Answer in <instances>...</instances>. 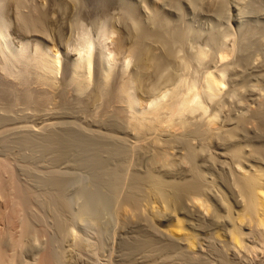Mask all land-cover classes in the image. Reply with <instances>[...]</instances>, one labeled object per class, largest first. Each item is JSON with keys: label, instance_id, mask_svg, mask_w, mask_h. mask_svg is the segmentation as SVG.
Wrapping results in <instances>:
<instances>
[{"label": "bare ground", "instance_id": "bare-ground-1", "mask_svg": "<svg viewBox=\"0 0 264 264\" xmlns=\"http://www.w3.org/2000/svg\"><path fill=\"white\" fill-rule=\"evenodd\" d=\"M93 1L0 0V264H69L72 252L79 253L89 244L73 228L66 214L67 209L71 208H68L67 198L71 177L61 176L57 166L54 168L60 157L67 159L76 151H93V160L88 159L89 164L101 168L114 196L118 194L120 182L125 178L124 175L121 179V170L126 169L124 165L129 160L126 163L125 159L132 155L131 151L138 150L143 159L140 167L134 165L140 170L134 169L130 178V192L121 201L122 216L131 219L139 215L141 219L143 215L147 217L143 218L144 223L146 220L152 222L149 218L162 217L163 207L160 205L164 203L166 207L165 204L181 199V208L183 205V208L192 209L194 204L203 208L206 215L199 213L198 224L192 219L189 221L194 229L200 231L212 226V223H205L203 216L210 217L215 224L213 228L219 226L222 217L208 200V193L214 190L210 183L211 177H206L204 170L198 169L199 165L193 162V152L198 151L196 148L202 150L213 141L223 143L219 140L220 136H226L227 131L237 128L236 132L241 135L237 140L247 145V141L251 142V149L247 148L246 151L253 152L255 161H262L264 47L258 44L261 49L256 58L252 57V60L255 58L254 62L249 61L248 51L240 52L241 57L238 58L241 62L245 61L246 65L251 63H248L250 71L247 70L246 74L245 70L238 68L239 65L236 66L233 79H229L233 81L229 89L225 88L228 67H224L226 63L221 68L217 64L219 59L223 61L242 44L252 43V36L264 34V24L248 25L239 40L233 38L230 41L232 43L223 41V45L217 46L219 37L228 33L220 35L223 31L218 30V23L208 31L192 26L190 21L184 19L183 3L179 0H109L106 7L112 15H109L111 23H104L97 35L83 32L76 43H72L75 26L80 24L81 17L90 16ZM186 1L188 5L191 3V0ZM218 1L221 6L227 4V0ZM255 39L254 43L260 41ZM71 45L73 50L70 54L67 48ZM217 49L219 54L216 55ZM116 64L119 65L118 69ZM61 67H65L67 73L64 72L66 76L62 75L60 79L57 75ZM241 72L245 75H241ZM91 85V91L85 98L89 102L85 99L84 102L88 105L91 102L101 108V111L96 110L101 112V115L98 114L100 117L93 115L98 119H95L96 124L105 130H98L99 134L94 133L97 135L77 130L66 132L67 129L63 130L65 132L60 130L63 133L55 132L58 130L54 131V126L51 127L55 123L52 120L56 114L54 112L63 111L64 115H72L71 109L77 104L72 103L71 92L73 89L88 91ZM224 89L227 91L226 98L230 102L234 100L240 109L239 112L235 110L238 113L230 119L223 114L232 107H227L222 98ZM244 90H248L247 95L243 94ZM86 103H83L84 106ZM82 105L77 108L81 109ZM111 109L116 112L113 117H109L112 115ZM73 111L76 113L81 110ZM221 145L214 152L224 157L220 160L221 167L231 172V183L237 190L243 209L241 212L235 211L233 218L229 216L232 227L222 233L218 229L213 231V241L223 250L232 248L233 255L238 256L242 251L247 250L249 253L250 250H256L257 245L248 244L247 240L264 246V169L255 168L252 171V167L246 168L243 157L247 154L239 150L235 153L237 156L230 157L231 150ZM237 147L242 149L243 143L237 142ZM250 152L248 154L251 156ZM213 154L206 155L207 159L210 156L212 158ZM225 158H231L232 162ZM217 190L216 193L219 192ZM222 195L220 198L224 197ZM144 211L148 216L146 212L142 213ZM181 219H178L176 227L161 229V234L176 235V239L169 243L163 240L166 243L161 244L156 236L153 238L152 234L140 231L139 238L125 243L130 258L136 255L135 258L140 260L141 256L143 264H155L157 260L154 262L151 259L154 252L156 256L158 251L160 256L168 251L167 256L170 258L171 254L181 249L182 254L178 256L183 259L182 262L190 260L197 250L203 249L206 242L203 238H197L199 234L196 236L195 232L185 229ZM159 232L156 231L157 234ZM68 239L73 242L67 243V247L64 242H68ZM206 241L211 245V240ZM180 245H186L187 252ZM212 247H215L216 254V250L221 249L216 248V245ZM224 253L227 255V251ZM224 255L221 254L220 264L232 263V259L228 261ZM195 257L188 263L204 264L205 261Z\"/></svg>", "mask_w": 264, "mask_h": 264}, {"label": "rangeland", "instance_id": "rangeland-1", "mask_svg": "<svg viewBox=\"0 0 264 264\" xmlns=\"http://www.w3.org/2000/svg\"><path fill=\"white\" fill-rule=\"evenodd\" d=\"M94 1H96V2H94ZM93 1V3H94V7H91V11H90V16H88L87 17V15L84 17V19L81 17V19H80V21L78 22V23H80V24H78V23H76V24H78V25H76L75 26V29H74V33H73V35H72V37H73V39L71 40L72 41V43L73 42H75L76 40H77V38H78V36L80 35V34H82L83 32H85V31H89L91 34L93 33L94 35L96 34H98V32L100 31L99 29H101V27L103 26V24L104 23H111V21H112V19H110V16H112L111 15V13H110V11L107 9L108 7H106V6H108L109 5V0H94ZM181 1V4L183 3V8H184V10H183V12H185V14H184V16H185V18L184 19H186V21L188 22V21H190L191 22V24H192V26H194V27H197V28H204V30L206 31H208V30H211L212 28H213V26H214V28H215V26H217V25H214L215 23L217 24L218 23V30L219 31H223L222 33H220V35L221 34H226V33H228V35L226 36V35H223L222 37H219V39H218V44H217V46H219V45H223V41L225 42V41H227V43L229 42V43H232V42H230L231 40H233V38H235L234 40H239V38L241 37L240 35H242V33L245 31V29H246V27L248 26V25H251V26H255V25H257V23L258 24H264V0H227L226 1V3L227 4H225L224 6L222 5L221 6V3H219V1L218 0H191V3L188 5V3H187V1L186 0H179V2ZM189 1V0H188ZM229 1V2H228ZM253 1V2H252ZM259 1V2H258ZM98 2V3H97ZM190 2V1H189ZM107 4V5H106ZM188 5V6H185V5ZM260 4V5H259ZM105 6V7H104ZM192 6V7H191ZM253 7V8H252ZM97 8V9H96ZM186 8V9H185ZM251 8V9H250ZM107 10V11H106ZM194 10V11H193ZM109 11V12H108ZM186 12H187V14H186ZM109 13V14H108ZM190 13V14H189ZM89 14V13H88ZM92 15V16H91ZM95 15V16H94ZM110 15V16H109ZM188 15V16H187ZM84 16V15H83ZM109 21H108V20ZM189 19V20H188ZM195 19V20H194ZM204 19V20H203ZM81 21H82V23H81ZM218 21V22H217ZM189 22V23H190ZM199 23V24H198ZM213 23V24H212ZM222 23V25H221V27H222V29H221V27H220V24ZM253 24V25H252ZM79 26V27H78ZM210 26V27H209ZM227 26V27H226ZM212 27V28H211ZM196 28V29H197ZM86 29V30H85ZM227 30V31H226ZM98 31V32H97ZM226 32V33H225ZM233 35H232V34ZM229 34H231L232 36H231V38H230V35ZM219 35V36H220ZM263 35V36H262ZM262 35H259V36H256V37H254V36H252L251 37V39L250 40H252V43H249L248 45H246V44H242L241 45V47H237L236 48V51H235V49H234V51H232L231 52V54H229V57L227 56V58L226 59H224L223 61H221L220 59H219V65L217 64V66L219 67V68H221V66L223 65L224 66V64L226 63V64H228V65H226L225 64V68H226V66L228 67V68H226L227 69V71L228 72H226V74H227V76L225 77V80L227 81V85L225 86V88L226 89H229L230 87H231V85L233 84V81L232 80H230V81H232L231 83H230V81H229V79H233V71L236 69V66H238V68H241L242 70H245V72H246V74L248 73L247 72V70L248 71H250V68H249V65L251 64L250 62H248V63H250V64H248L247 63V65L245 64L246 62L245 61H242L241 62V59L240 58H238V57H241V54H240V52H242V53H247V51H248V54H250V56H249V61H251V62H254L255 61V58H256V55L258 56V54H259V52L258 51H260V49H261V45H262V47H264V34H262ZM225 36L227 37L226 39H225ZM80 37V36H79ZM115 37H116V35H115ZM224 37V38H223ZM238 37V38H237ZM254 37V38H253ZM253 38V39H252ZM255 38H257V41H258V39L260 40V41H255V42H257V43H254L253 41H254V39ZM256 40V39H255ZM222 43H221V42ZM262 41V42H261ZM76 43V42H75ZM114 43V42H113ZM226 44V43H225ZM258 44L260 45V46H258ZM248 46V47H247ZM255 46V47H254ZM71 47H72V49H71ZM221 47V46H220ZM247 47V48H246ZM260 47V48H259ZM218 48V47H217ZM252 50H251V49ZM67 49H69L68 51L70 52V51H72L73 50V46L71 45V46H69V48H67ZM67 49H66V54H67ZM239 49H240V51H239ZM242 49V50H241ZM244 51V52H243ZM64 52V51H63ZM69 52H68V54H69ZM74 53V52H73ZM219 54V51H218V49L216 50V52H215V54ZM256 53V54H255ZM70 54H71V52H70ZM216 54V55H217ZM254 54V55H253ZM215 55V57H217V58H219L218 56H216ZM237 55H240V56H237ZM255 57L253 60H252V57ZM262 56V55H261ZM262 59H263V57H262ZM234 60V61H233ZM119 63H120V61H118ZM245 62V63H244ZM118 63V64H119ZM62 64H63V62H62ZM62 64H61V66H62ZM118 64H116V65H118ZM232 64V65H231ZM233 64H235V65H233ZM231 66V67H230ZM63 67V66H62ZM62 67H61V69H60V73L58 72V78H63L64 76H66V74L65 75H63L64 74V72H66L67 73V71H65L64 69H65V67L62 69ZM218 67H216V69H219ZM116 68V67H115ZM119 68V65L117 66V69ZM223 68V67H222ZM232 69V70H231ZM230 70V71H229ZM62 72V73H61ZM245 75V73L244 72H241V75H243V74ZM62 75H63V77H62ZM228 76H230V77H228ZM232 77V78H231ZM60 78V79H61ZM231 84V85H230ZM228 86V87H227ZM230 86V87H229ZM91 88H92V85L90 86V87H88V91H87V89L86 90H83V92H80V91H78V90H74L73 89V91H77V92H71V101H72V103L73 104H77V105H74L75 107L73 108V109H71V114H72V112H73V114L72 115H69V114H67V113H65V115H64V113L62 114V112L63 111H55L54 113H56V114H54V116H56V117H54L53 116V123L54 124H56V125H54L53 123V125H51V127H53L52 129H54V131L55 130H58V131H55V132H61V131H63V130H65L66 131V129H67V131L66 132H68V131H70L71 130V132H75L76 130V132H78V131H80V133H84V134H91L92 135V133L94 134V133H98L97 131L98 130H100V131H104L98 124H96L97 122V118H95V116H96V114L98 115V114H100V113H98L99 111H101V108H97L98 107V105H96V104H92L91 102H90V104L92 105H88L87 103L89 102L88 100H86L87 98V94L91 91ZM245 89H248V88H245ZM90 90V91H89ZM84 91H86V92H84ZM225 89H224V91H223V99L225 100V102L228 104H226V106L227 107H231V108H227V110H225L224 112H223V114H225V117L226 118H232V116L233 117H235L234 115H235V110H240L239 109V106L234 102V100L232 101V102H230V100H228L227 98H226V94H225ZM263 91V90H262ZM227 92V91H226ZM264 92V91H263ZM80 95H79V94ZM82 93H84V94H82ZM246 93H248V90H244V92H243V94H246ZM225 94V95H224ZM76 95V96H75ZM247 95V94H246ZM81 96V97H80ZM263 96H264V94H263ZM86 98V99H85ZM86 100V102H84L85 100ZM80 100H82V102L83 103H86L85 104V106H84V104L83 103H81V101ZM77 103H76V102ZM75 102V103H74ZM80 102V103H79ZM83 104V105H82ZM81 105H82V108L81 109H79V108H77V106H80L81 107ZM84 106V107H83ZM87 106V107H86ZM89 106V107H88ZM95 106H97V107H95ZM87 109H86V108ZM94 107V108H93ZM236 107L238 108V109H236ZM77 108V109H76ZM84 108V109H83ZM81 110V111H77L76 113H75V111H73V110ZM82 110H84L85 112H82ZM91 110V111H90ZM96 110H99V111H96ZM111 111H113V113H111ZM95 112V113H94ZM97 112V113H96ZM114 112H115V110L114 109H111L110 110V115L111 116H109V117H113V114H114ZM239 112V111H238ZM237 112V113H238ZM80 113V114H79ZM116 113V112H115ZM236 113V114H237ZM95 116H94V115ZM222 114V116H224ZM58 115H60V116H58ZM101 115V114H100ZM109 115V114H108ZM66 116V117H65ZM94 116V117H93ZM99 116V115H98ZM97 116V117H98ZM229 116V117H228ZM100 117V116H99ZM59 120H58V119ZM92 118V119H91ZM115 118H116V116H115ZM57 119V120H56ZM95 119H97V120H95ZM111 119V118H110ZM92 120H94V121H92ZM62 121V122H61ZM57 122V123H56ZM59 126V127H58ZM98 126L100 127V128H98ZM95 127V128H94ZM97 127V128H96ZM63 128V129H62ZM89 129V130H88ZM61 130V131H60ZM73 130V131H72ZM96 130V131H95ZM65 131H63V132H65ZM99 131V132H100ZM237 131V128L236 129H232L231 131H227L226 132V136H225V134L223 135V136H220V138L222 139H219L221 142H223V143H220V144H222L221 146H227L226 148L228 149V151H229V149L231 150V151H229L231 154H230V157H232L231 155H235V153L237 154L238 152H239V150H240V152H242L244 155H248V156H245V157H243V159H244V161H245V164H244V166L246 167V168H250V167H252L251 168V170L252 171H254V169L255 168H262V169H264V155H263V158L261 159L262 161L260 162H258V161H255V159H253L252 157H254L253 155H252V151L250 152V151H246L247 150V148L248 149H251V145H250V143H249V141H247V143H248V145L246 144V142H243V141H238L237 140V137L239 138V136H241V135H239V133L238 132H236ZM63 132H61V133H63ZM232 134H231V133ZM101 133V132H100ZM228 133V134H227ZM230 133V134H229ZM237 133H238V135H237ZM249 133V132H248ZM99 134V133H98ZM94 135H97V134H94ZM235 136H236V138H235ZM228 137V138H227ZM231 139H233V140H231ZM243 138V137H242ZM240 139H241V137H240ZM239 139V140H240ZM218 140V139H217ZM237 141V142H241V144L243 143V148H245V152L241 149V148H238L237 147V142H235V141ZM243 140V139H242ZM226 141V142H225ZM232 141V142H231ZM230 142V143H229ZM233 142H235L234 143V145L232 144ZM215 141H213V142H211V144H206V148H202V150H200L201 148H196V149H198V151H194L193 152V154H194V157H193V162L196 164V166L197 165H199V166H197L198 167V169H200V168H202L203 170H204V173H206V174H204L205 176L207 175V176H209V177H211L210 179H211V185H213L212 187H214V190H215V192H214V190H213V188H212V190L213 191H210L209 193H208V200H209V203H211V205L213 206V208H215L219 213H220V215H221V217H222V222L219 224V226L217 227V228H213V226L215 225L213 222H212V220L210 219V217H208L207 216V218H206V216H203L204 217V221H205V223H208V224H211L212 223V226H208V227H206L205 229H204V231L203 230H198V229H194L191 225H190V223H189V221H190V219H192V221H194V223H196V224H198L197 222H198V218H200L199 217V213H200V215H201V213H203L204 214V210H203V208H201L199 205H195L194 204V206L192 207V209L194 208L195 210H196V213L194 212L193 213V211H195L194 209L192 210V209H189V208H183V205H182V208H181V199H178V200H175L174 201V203H170L169 205L171 206H169L168 204H165L166 205V207H164V203L162 204V205H160L161 206V211H162V213H161V215H162V217H158V219L157 218H155V219H151V218H149L150 220H152V222L151 221H149V220H146L147 222H145L146 223V225H145V223H144V219H146V218H144L145 216H143L142 214H140V215H142L141 216V219L139 218V215H138V217L136 216L135 218H132L131 217V219L130 218H128V219H125L123 216H122V214H121V201L124 199V196H125V198H126V196H128V193L130 192V187H129V185L131 184V177L133 176L132 174H134V169L136 170L137 168L136 167H140V163H141V161H142V159H141V155L139 154V153H141V152H139L138 153V150H136L137 151V153H136V151H134V152H130V153H132V155L130 154V156L129 157H127L126 159H125V162L127 163V159H129L128 160V163H127V165H124V167L126 166V169L124 168L123 170H125V171H123V170H121V172H123L122 174V178L121 179H123L124 178V175H125V178L123 179V180H121V182H120V185L121 186H119L121 189L119 190V192H118V194L117 195H114L113 196V191H112V189L109 187V184L107 183V181L105 182V180H106V177H104L105 175H103L104 174V172L103 171H100V167L98 168V167H96V166H93L92 164H89L90 163V161H92L93 159V157L92 156H94V153L92 154V152L93 151H91V152H89L88 150V152L86 151V152H83V150H81V151H78V153H77V151L76 152H74V153H72L71 154V156H69L67 159H65V158H63V157H60V160H58V162L56 163V165H55V167L54 168H56V166H57V171L59 170L60 172H59V174H61V176H63V175H65V177H71V183L69 184V186H68V194L69 195H67L68 197V208H69V206L71 207V208H69L70 209V212H69V209H67L68 211H66L67 213L66 214H68L67 216L70 218V222H72L71 224L74 226H72L74 229H76V231H77V233L78 234H80V236H82L83 237V239L85 240V239H87V240H85V243L86 244H88L87 246H84V248L85 249H82L81 251H79V253H78V251L76 252H72V256L70 255V263L71 264H133V263H135V264H140V263H142L141 261V256H140V254L138 255V256H140V260H137V259H139L138 257H137V259L135 258L136 257V255L134 256V258L133 257H131L130 258V256H129V254L130 253H127V249H126V244L127 243H131V242H134L137 238H139V236L141 235V232H142V230H143V232H147L148 234L150 233V234H152V237L154 236H156L155 238H157L158 239V241L162 244V243H169L170 241L172 242L174 239H176V235L174 236V234H173V236L172 235H167V233H166V235L164 234V233H162L161 234V229H165V228H167V227H171V228H174V227H176L175 225L176 224H178L179 223V221H178V219L179 218H182L181 220H182V226L185 228V229H187L188 231L190 230V231H192V232H195L194 234H196V236H197V234H199L198 236H197V238H203L202 240H204L206 243L204 244L205 246L203 247V249H201V250H197L196 252L197 253H195V255L193 256V257H195L196 255V257H199V259L198 260H201L202 262L203 261H205L206 262V260H207V262H206V264L210 261V259H212L208 264H210V263H212V264H217V263H221V258H222V256L224 255V257H226V259L228 260V261H230L231 259V261L230 262H232V263H230V264H256L255 262H258V264H263L264 263V246H261V245H259L257 242L256 243H250V241H248L247 240V242H248V244H251V245H253V244H256L257 245V248H256V250L254 251V250H252L253 252H251V250L249 251V253H247L248 251L246 250V251H242L240 254H238V256H234L233 254V252H234V250L231 248V250L228 248L227 250L226 249H224L223 250V248H221V246H219L218 247V244L217 243H214V235H213V231L215 230V229H218V230H220L221 231V233L222 232H224L227 228H229L230 226L232 227V222L231 221H229L228 219H229V216H231V218H233L234 216H235V213L237 212V210L239 211L240 210V212H241V209H243V206L242 205H240L241 204V202L239 201V199H238V196H237V190L236 189H234V187H233V181H232V175H231V172H229V171H227L228 169H224V168H222L221 167V161L220 160H222V159H224V157L222 158L220 155H216L215 154V150L217 149V146L218 145H220L219 143H216V145H215ZM226 143V144H225ZM218 144V145H217ZM229 144H231V145H229ZM252 144V143H251ZM210 145V146H209ZM208 146V147H207ZM235 146V147H234ZM230 147V148H229ZM250 147V148H249ZM207 149V150H206ZM82 152V153H81ZM208 152V153H207ZM212 152V154H213V152H214V154H213V156H212V158H211V156L210 157H208V159H207V156L206 155H208L209 153H211ZM251 153V156H250V154H248V153ZM75 153H77L76 155H73V154H75ZM87 153V154H86ZM135 153V154H134ZM82 154V155H81ZM90 154V155H89ZM81 155V156H80ZM86 157H85V156ZM102 155V157L104 156V153H102L101 154ZM139 155V156H138ZM201 155V156H200ZM217 156V157H219V158H214V156ZM74 156L76 157V158H74ZM78 156H79V158H78ZM84 156V158H82ZM91 156V157H90ZM200 156V157H199ZM235 156H237V155H235ZM71 157V158H70ZM106 156H104L103 158H105ZM205 157V158H204ZM61 158H62V160H61ZM82 158V159H81ZM131 158V159H130ZM140 158V159H139ZM196 158V159H195ZM203 158H204V160H203ZM221 158V159H220ZM69 159H72V160H69ZM75 159H76V161H77V163H76V161H75ZM84 162V159H87L85 162H87L88 161V163H85L84 162V164H82L81 163V166H80V162H81V160ZM90 161H89V160ZM207 159V160H206ZM210 159V160H209ZM216 159V160H215ZM225 159H228V160H230L231 161V158H225ZM247 159V160H246ZM65 160H67V161H65ZM209 160V161H208ZM214 160V161H213ZM60 161V162H59ZM75 161V162H74ZM213 161V162H212ZM124 162V163H125ZM229 162V161H228ZM232 162V161H231ZM58 163H60L59 165H58ZM65 163V164H64ZM73 163V164H72ZM125 163V164H126ZM77 164H79V165H77ZM85 164H88V165H91V166H87V165H85ZM204 164V165H203ZM230 164V163H229ZM247 164V165H246ZM250 164V165H249ZM84 165V166H83ZM95 165V164H94ZM136 165H139V166H135ZM200 165H203V166H200ZM262 165V166H261ZM85 166H87V167H85ZM93 166V167H92ZM248 166V167H247ZM259 166V167H258ZM85 167V168H84ZM92 167V168H91ZM91 168V169H90ZM95 168V169H94ZM205 168V169H204ZM63 171H62V170ZM139 170H140V168H138ZM137 169V170H138ZM95 170V171H94ZM138 170V171H139ZM201 170V169H200ZM202 170V171H203ZM66 171H68V172H66ZM98 171V172H97ZM127 171V172H126ZM134 171V172H133ZM224 171V172H223ZM103 172V173H102ZM226 172V173H225ZM99 173V174H98ZM230 173V175H228ZM203 174V173H202ZM228 176H227V175ZM101 175H103V176H101ZM131 175V176H130ZM221 175V176H220ZM101 176V177H100ZM206 176V177H207ZM223 176V177H222ZM232 176V177H231ZM202 178H203V175H202ZM228 178H229V180H228ZM128 179V180H127ZM205 179V178H204ZM227 179V181L225 182L224 180H226ZM100 180H101V182H100ZM125 180V181H124ZM231 180V181H230ZM122 181H123V183H122ZM204 181V180H203ZM224 181V182H223ZM213 182V183H212ZM229 182V183H228ZM232 182V183H231ZM101 183V184H100ZM127 183V184H126ZM204 183H205V181H204ZM106 184V185H105ZM225 184V185H224ZM228 184H230L229 185V187H228ZM108 185V186H107ZM107 186V187H106ZM110 189H109V188ZM218 189V190H217ZM117 190V191H118ZM216 190L217 191H219V192H221V193H219V192H217L216 193ZM233 190V191H232ZM213 192V193H212ZM72 193V194H71ZM225 193V194H224ZM126 194V195H125ZM220 194H223L224 195V197H221L220 198ZM236 194V195H235ZM222 195V196H223ZM77 196V197H76ZM216 196V197H215ZM72 197V198H71ZM78 198V199H77ZM224 198H226L225 200H223ZM76 199V200H75ZM70 200V201H69ZM114 200V201H113ZM70 202V203H69ZM229 202V203H228ZM236 202H237V204H236ZM239 202V203H238ZM217 203V204H216ZM224 203V204H223ZM223 204V205H222ZM230 204V205H229ZM225 205V206H224ZM226 205L229 207V209H228V207H226ZM178 206V207H177ZM232 206V207H231ZM75 207V208H74ZM168 207V208H167ZM185 207V206H184ZM180 208V209H179ZM201 208V209H200ZM235 208V209H234ZM164 209V210H163ZM183 209V210H182ZM234 209V210H233ZM175 210V211H174ZM187 210V211H186ZM199 210H201V211H199ZM233 210V211H232ZM79 211V212H78ZM230 211V212H229ZM236 211V212H235ZM243 211V210H242ZM146 211H144V212H142V213H144V214H146L145 213ZM164 212V213H163ZM171 212V213H170ZM69 213H70V216H69ZM190 213H191V215H190ZM72 214V215H71ZM77 214V215H76ZM174 214V215H173ZM176 214V215H175ZM178 214V215H177ZM79 215V216H78ZM147 216H148V213L146 214ZM160 215V216H161ZM195 217H194V216ZM204 215H206V214H204ZM71 217H73V218H71ZM179 217V218H178ZM224 217V218H223ZM144 218V219H143ZM196 218V219H195ZM227 218V219H226ZM230 218V219H231ZM74 219V221H72V220ZM198 219V220H197ZM208 219H209V221H208ZM174 220V221H173ZM188 222H187V221ZM224 220V221H223ZM232 220V219H231ZM141 221H143L142 223H141ZM163 221V222H162ZM197 221V222H196ZM208 221V222H207ZM124 222V223H123ZM174 222V223H173ZM149 223V224H148ZM152 223V224H151ZM173 223V224H172ZM148 224V225H147ZM168 224V225H167ZM150 225V226H149ZM151 225H152V228H151ZM154 226V227H153ZM167 226V227H166ZM173 226V227H172ZM158 227V228H157ZM141 228V229H140ZM170 228V229H171ZM78 229V230H77ZM151 229H153L152 231L155 233H153L152 231H151ZM148 230H149V232H148ZM158 230V232H159V234H161V236L159 235V234H157L156 233V231ZM194 230V231H193ZM211 230V231H210ZM141 231V232H140ZM197 231V232H196ZM142 232V233H143ZM152 232V233H151ZM212 232V233H211ZM140 233V234H139ZM210 233V234H209ZM86 234V235H85ZM135 234V235H134ZM164 234V235H163ZM213 236H212V235ZM160 236V237H159ZM212 236V237H211ZM153 237V238H154ZM159 237V238H158ZM164 237V238H163ZM168 237V238H167ZM206 239H205V238ZM210 237V238H209ZM69 240V239H68ZM166 241V242H164V241ZM169 240V241H168ZM206 240H211V245L206 241ZM91 241V242H90ZM130 241V242H129ZM73 242V240L72 239H70L68 242L67 241H65L64 242V246H65V244H69V243H72ZM122 243V244H121ZM126 243V244H125ZM160 243H159V245H160ZM67 244V247L69 246ZM90 245V246H89ZM207 245V246H206ZM209 245H210V247H209ZM214 245H216V248H221V249H219V250H216L217 251V254H216V252H215V247H212V246H214ZM181 247H182V249L184 250V251H186L187 250V248H186V245H180ZM90 248V249H89ZM125 248V249H124ZM186 248V249H185ZM211 248V249H210ZM210 249V250H209ZM260 249V250H259ZM87 250V251H86ZM125 250V251H124ZM206 250V251H205ZM213 250V251H212ZM221 250H222V252H221ZM230 250V251H229ZM233 250V251H232ZM200 251V252H199ZM219 251L221 252V253H219ZM224 251L226 252L227 251V255H226V253H224ZM81 252V253H80ZM95 252V253H94ZM125 252V253H124ZM129 252V251H128ZM161 252V251H160ZM187 252V251H186ZM250 252H251V254H250ZM76 253H77V255H76ZM159 252L157 251L156 252V256L154 255L155 254V252H154V254L153 253H151V254H153L155 257H157V258H153V255L151 256L152 258V261H156L155 262V264L157 263V264H164L165 262H167V263H165V264H187L189 261H191V259L193 258L192 256V258L190 259V260H184V262H182L183 261V259H181L179 256H178V254H182V250L181 249H178V251L177 252H174L173 253V255L171 254L172 252H170V254H171V256L172 257H168L167 256V254H169L168 253V251H167V254H161L160 256H159V254H158ZM212 253H213V255H212ZM125 254H127V256L125 255ZM150 254V255H151ZM206 257V258H204V256ZM218 254H220V255H218ZM221 254H222V256H221ZM75 255V256H74ZM92 255V256H91ZM158 255V256H157ZM247 255V256H246ZM254 255V256H253ZM76 256H78V257H76ZM94 256H97V258H95ZM126 256V257H125ZM202 256V257H201ZM213 256V257H212ZM218 256V257H217ZM161 257V258H160ZM195 257V258H196ZM200 257L201 258H204V260L203 259H200ZM229 257V258H228ZM234 257H236V258H234ZM128 258V259H127ZM129 258L131 259V261L129 260ZM164 258H166L165 260H163ZM167 258H169V260L167 259ZM176 260H175V259ZM194 258V259H195ZM220 258V259H219ZM242 258V259H241ZM134 259H136V261L134 260ZM155 259V260H154ZM178 259H180V262H179V260ZM193 259V260H194ZM196 259V260H197ZM206 259V260H205ZM230 259V260H229ZM239 259V260H238ZM253 259V260H252ZM260 259V260H259ZM126 260H127V262H126ZM132 260H134V261H132ZM256 260V261H255ZM258 260V261H257ZM75 261V262H74ZM79 261V262H78ZM94 261V262H93ZM140 261V262H139ZM164 261V262H163ZM170 261H172V262H170ZM176 261H178V262H176ZM213 261V262H212ZM263 261V262H262ZM78 262V263H77ZM115 262V263H114ZM151 262V261H150ZM159 262V263H158ZM160 262H163V263H160ZM205 262H203L204 264H205ZM236 262V263H235ZM260 262V263H259ZM69 263V264H70ZM191 263V262H190ZM190 263H188V264H190ZM143 264V263H142ZM145 264H146V262H145ZM151 264H154L153 262L151 263Z\"/></svg>", "mask_w": 264, "mask_h": 264}]
</instances>
